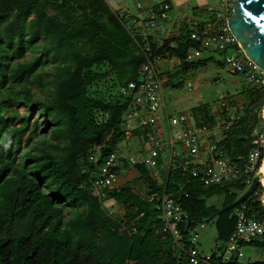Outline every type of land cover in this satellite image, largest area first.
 Instances as JSON below:
<instances>
[{
  "label": "trees",
  "instance_id": "trees-1",
  "mask_svg": "<svg viewBox=\"0 0 264 264\" xmlns=\"http://www.w3.org/2000/svg\"><path fill=\"white\" fill-rule=\"evenodd\" d=\"M172 41L160 47L151 44L153 57L182 61L171 80L196 64H206L184 62L192 45L189 39L178 41L177 49L171 48ZM145 60L106 0H0V264H101L95 255L112 245L126 249L120 264H188L186 256L177 260L172 240L163 238L148 199L128 188L108 192L102 200L93 196V173L124 139L127 104L98 99L90 89L110 76L121 88L137 81ZM103 66L105 72L95 71ZM35 89L43 99L36 98ZM248 96L252 106L263 97L262 91H249ZM21 109L28 112L21 114ZM198 112L194 110L200 120ZM256 120L253 115L251 121L246 117L232 126V153L247 151ZM36 139L38 144H32ZM98 148L99 160L92 163ZM138 170L150 190L161 189L144 168ZM178 177H171L170 186H176ZM232 190L242 193L246 186H191L182 199L190 227L215 221L217 240L226 242L236 227L234 210L213 216L240 197ZM214 196H226L221 208L207 205ZM110 199L122 203V221L105 207ZM244 204L249 216H264L258 191ZM65 209L73 214L69 220ZM187 224L180 226L185 238ZM252 245L264 250V242ZM157 255L162 256L155 261ZM213 264L222 263L215 258Z\"/></svg>",
  "mask_w": 264,
  "mask_h": 264
},
{
  "label": "built area",
  "instance_id": "built-area-1",
  "mask_svg": "<svg viewBox=\"0 0 264 264\" xmlns=\"http://www.w3.org/2000/svg\"><path fill=\"white\" fill-rule=\"evenodd\" d=\"M134 5L139 13L131 12L125 2L118 15L146 60L138 69L137 81L120 88V99L127 104L123 114L124 139L120 143L124 144V149L119 144L98 173H93V196L101 199L114 190L124 168H144L151 181L161 188L159 191L149 189L147 199L160 220L159 231L164 233L163 238H170L175 245L174 255L179 262L183 261V256L188 264H213L215 258L222 264L233 260L242 262L245 245L264 242V216L251 217L244 202L238 205L233 212L236 227L230 238L217 245L211 255H206L198 248V225L204 227V223L193 227L187 224L189 215L182 199L188 197L195 183L204 189L242 183L249 189L264 165V121H254L247 151L232 153L230 130L249 116L251 102H241L236 95L242 93L237 92L220 95L200 120L192 110L172 114L166 101V86L170 80L167 75L176 65L180 67L182 61L175 56L153 57L151 49L153 43L160 47L172 39L170 46L177 49L178 41L189 39L192 45L185 53V63H209L213 60L208 57L210 52L222 54L224 58L217 64L224 72L250 90H263L264 72L244 56L228 27L235 1L221 0L214 11L207 7L208 16H202L200 9L188 5L185 11L177 9L180 20L172 23L169 13L173 6L169 0H159L153 7H146L140 1H135ZM230 50L232 55L227 54ZM187 86L191 90V83ZM95 150L100 153L99 148ZM98 155L91 156L90 161L98 162ZM175 175H179L180 180L172 187L171 177ZM260 203L264 209V201ZM186 224L188 238L180 231V226Z\"/></svg>",
  "mask_w": 264,
  "mask_h": 264
},
{
  "label": "rangeland",
  "instance_id": "rangeland-1",
  "mask_svg": "<svg viewBox=\"0 0 264 264\" xmlns=\"http://www.w3.org/2000/svg\"><path fill=\"white\" fill-rule=\"evenodd\" d=\"M126 0H106L108 6L111 10L119 11L122 9V5L124 4ZM130 4V11L135 12L136 7L134 5L135 0H127ZM137 1V0H136ZM142 2L144 5L146 2H156L159 0H138ZM174 7H175V13L177 14V8H181L183 5L187 4L188 2H191L192 5L190 7H196L195 9H200L199 12L202 14V16H208L207 7H211L213 11L220 5L221 0H171ZM124 7V6H123ZM182 11L187 10L181 9ZM233 51L230 50L227 52V54L232 55ZM208 57H212L213 60L209 63H200L196 64L192 68L187 71L186 74L179 75L176 79L169 80L167 84L166 89V101H167V107L168 110L172 114H176L179 112H184L188 110H192L194 112L195 109H197L200 113V116L203 117V115L206 113L204 111H207L208 108L211 107V105L216 104L218 98L220 95L224 96H230L235 95L237 92L242 93L241 95H236L237 99H239L241 102H248L249 103V96L247 97V94L249 91L252 92H261L263 97L252 106V111H250L248 116L249 121H251V118L253 115H256L257 121L260 119L263 120V111H264V89H252L250 90L248 87L243 86L241 82L238 81L237 78L229 75L228 73L224 72L220 66H218L217 62H220L223 60L224 55L219 53L210 52L208 54ZM31 55H28L27 59H30ZM179 65H176L172 71L169 72L167 76L173 75L176 73L177 70L181 69L182 66L178 67ZM108 68L106 66L96 68L95 71L99 72H105ZM172 81V82H171ZM183 83L182 86H178L179 83ZM191 83L192 87L191 90H189L187 84ZM121 86L118 84V81L116 77L110 76L106 79H104L100 83L94 84V86L91 87L90 92L91 95L97 97L98 99H103L106 101L116 102L120 99V93H121ZM36 92V98L43 99L44 95L40 93L37 89L34 90ZM28 112V109H21V114H26ZM37 115V114H36ZM45 129V126L43 127ZM43 135V134H42ZM38 141L40 139L34 140L32 144H38ZM120 148L124 149V144H120ZM99 154V153H97ZM23 155V154H22ZM125 175V174H123ZM243 185L242 183H239ZM248 188H246L247 190ZM262 189V191L260 190ZM138 192H140L144 196L147 194L144 193L143 187H137ZM232 193H238L239 196H241L244 192H239L237 190H232ZM258 197L259 201H264V187L261 185L258 189ZM226 199V196H214L207 200L208 206H214L216 208H221L224 201ZM105 207L109 208L113 212V216L115 218H118V215H122L123 209L120 207L122 205L121 202L115 199H110L105 201ZM152 206V207H151ZM150 207L153 208V205ZM64 216L66 217V220L71 219L73 217V214H71L70 209H65ZM216 219V218H215ZM200 229V240L198 244L199 250L206 255H211L213 252V249L221 244L217 240V228L215 226V221H204V227H201V225H198ZM121 235V234H120ZM121 237V236H120ZM122 239V238H120ZM124 240V239H122ZM125 241V240H124ZM124 249V246L119 245H112L109 246L108 249H105V247L100 248V250H106L104 254H96L95 257L98 259V263L101 264H107L111 262L112 264H120L126 257V249ZM121 251L119 254L118 252ZM243 252V259L242 262L247 263H253L258 261L264 260V250L261 248H258L252 244L245 245L242 249ZM162 255L154 256V260H160ZM160 258V259H159ZM157 259V260H156ZM127 262V260H125Z\"/></svg>",
  "mask_w": 264,
  "mask_h": 264
},
{
  "label": "water",
  "instance_id": "water-1",
  "mask_svg": "<svg viewBox=\"0 0 264 264\" xmlns=\"http://www.w3.org/2000/svg\"><path fill=\"white\" fill-rule=\"evenodd\" d=\"M233 13L228 20V27L240 44L244 56L264 72V0H234ZM264 121V111H263ZM261 174L258 173L253 183L233 204L220 209L213 219L234 210L255 194L261 186ZM212 220V219H211ZM190 222H188V225Z\"/></svg>",
  "mask_w": 264,
  "mask_h": 264
},
{
  "label": "crops",
  "instance_id": "crops-1",
  "mask_svg": "<svg viewBox=\"0 0 264 264\" xmlns=\"http://www.w3.org/2000/svg\"><path fill=\"white\" fill-rule=\"evenodd\" d=\"M125 2H128V1L126 0ZM157 3H158V1L151 2V3L146 2L145 5H146V7H153ZM169 3L173 6V10L169 13V16H170V19H171L170 22L171 23L175 22V20L179 21L180 19L177 17V14L175 13V7H174L172 1L169 0ZM189 4L192 5L191 2H188L187 4L183 5L181 8H177V9H180V10L181 9H185ZM123 6H124V4L122 5V9H123ZM128 8H130L129 2H128ZM121 10H119V11H121ZM112 11L115 12L114 10H112ZM119 11H116V12H119ZM133 13H139V12L135 10V12H133ZM123 174H125V175H123ZM137 187H143L144 188V193L147 194V191L149 190V182H147V181L142 179L141 174H140V172H139V170L137 168H132V167L124 168L119 174V182L117 183L115 190L121 191V190H124V189L128 188L134 194L139 195L140 197L143 198V195L140 192H138ZM145 198H146V196H144V199ZM120 207H122V206H120ZM124 213L125 212H124V209H123L122 215H118V217H124Z\"/></svg>",
  "mask_w": 264,
  "mask_h": 264
},
{
  "label": "clouds",
  "instance_id": "clouds-1",
  "mask_svg": "<svg viewBox=\"0 0 264 264\" xmlns=\"http://www.w3.org/2000/svg\"><path fill=\"white\" fill-rule=\"evenodd\" d=\"M116 189V188H115ZM114 189V190H115ZM114 190H112V191H114ZM111 192V191H110ZM108 193V192H107ZM107 193H106V195H107ZM105 195V196H106ZM147 195H148V192H147ZM147 195H146V198L145 199H147ZM105 196L103 197V198H101L100 200H102V199H104L105 198ZM123 208V207H122ZM124 209V208H123ZM124 212H125V210H124ZM110 213L112 214V216L114 215L113 214V212L110 210ZM113 218L115 219V220H117V221H122L123 220V217H118V218H115V216H113Z\"/></svg>",
  "mask_w": 264,
  "mask_h": 264
},
{
  "label": "bare ground",
  "instance_id": "bare-ground-1",
  "mask_svg": "<svg viewBox=\"0 0 264 264\" xmlns=\"http://www.w3.org/2000/svg\"><path fill=\"white\" fill-rule=\"evenodd\" d=\"M260 174H261V179L260 180H261L262 186L264 187V165H263V167L261 169Z\"/></svg>",
  "mask_w": 264,
  "mask_h": 264
}]
</instances>
